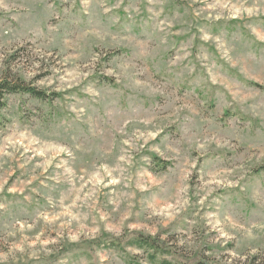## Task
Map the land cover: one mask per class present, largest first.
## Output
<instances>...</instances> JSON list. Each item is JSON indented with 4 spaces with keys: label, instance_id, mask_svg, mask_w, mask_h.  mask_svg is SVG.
<instances>
[{
    "label": "rangeland",
    "instance_id": "1",
    "mask_svg": "<svg viewBox=\"0 0 264 264\" xmlns=\"http://www.w3.org/2000/svg\"><path fill=\"white\" fill-rule=\"evenodd\" d=\"M4 76L0 264L264 261V0H0Z\"/></svg>",
    "mask_w": 264,
    "mask_h": 264
},
{
    "label": "trees",
    "instance_id": "2",
    "mask_svg": "<svg viewBox=\"0 0 264 264\" xmlns=\"http://www.w3.org/2000/svg\"><path fill=\"white\" fill-rule=\"evenodd\" d=\"M11 93L28 94L41 100H46L49 97L45 91L27 84L18 77H0V110L5 106V95ZM256 171L264 174V165L259 166ZM102 245L115 249L119 253L123 252L129 259L127 261L134 263L137 259L136 255L127 252L125 247L142 250L146 254L147 260L153 264H221L219 261L205 256H190L176 246L165 245L159 237H152L136 231L128 233L123 238H107L102 242ZM253 259L257 261L260 258L254 257ZM260 262L258 264H264L263 260Z\"/></svg>",
    "mask_w": 264,
    "mask_h": 264
}]
</instances>
